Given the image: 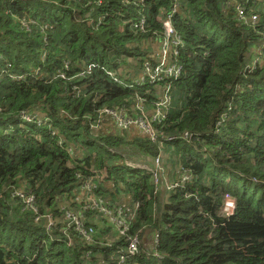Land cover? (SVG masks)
<instances>
[{
	"label": "trees",
	"instance_id": "trees-1",
	"mask_svg": "<svg viewBox=\"0 0 264 264\" xmlns=\"http://www.w3.org/2000/svg\"><path fill=\"white\" fill-rule=\"evenodd\" d=\"M168 14L181 70L155 140L91 130L103 110L133 120L158 108L165 85L140 79ZM128 145L179 173L166 199L161 180L120 163ZM93 200L125 212L138 243L123 264H264V0H0V264H119L126 242L98 206L83 210ZM66 210L90 242L63 233Z\"/></svg>",
	"mask_w": 264,
	"mask_h": 264
},
{
	"label": "built area",
	"instance_id": "built-area-1",
	"mask_svg": "<svg viewBox=\"0 0 264 264\" xmlns=\"http://www.w3.org/2000/svg\"><path fill=\"white\" fill-rule=\"evenodd\" d=\"M237 12L239 15H242L241 9H237ZM173 14H168L165 16V18L162 20V26L164 29V38L162 41H160L159 48H160V56L158 58V61L156 62V66L153 68V70L147 68V74L143 77H141V82H146L150 85H158L159 87L165 85V87L162 89V98L159 100V103L157 104L158 108H155L153 111V115L149 118V115H146L142 113V116L139 118H133L129 119L126 117L125 113L122 110L119 111H109V110H103L101 115L103 116H109L112 117L115 121V125L119 130H129L133 127L138 129L140 132H142L144 135L149 137L151 140H155L156 133L153 129L151 123L152 122H160L161 120L165 119L166 110L168 108L169 102H170V92L169 87L170 85L166 83L167 80L178 78V75L180 74V67L178 66L177 62H169L170 57H176L178 48L181 46V41L179 38L175 35V32L172 28L171 19ZM252 22L255 23V17H252ZM143 26V22L140 23V27ZM94 70L95 68H87L86 72L90 73L91 70ZM112 76V75H111ZM140 86V84H137ZM142 102V101H140ZM139 106V105H138ZM138 108V107H137ZM22 119L24 122H31L32 119L28 116H22ZM91 130L96 131L94 126L91 127ZM182 138L184 140H187L189 138L188 134L185 133ZM60 144L62 143L61 141ZM151 167H145L142 165H138V168H141L145 171H147L151 177L152 180L157 183V179L160 175V172L162 170V161L159 157H156L151 162ZM101 177L102 176H98ZM190 179V175L185 174L181 176L180 182H186ZM175 184H168L167 189H172L176 187ZM97 188V186L94 184L92 179H88L86 182H84L81 185V189L83 191L88 192V194L94 192V190ZM27 199L29 200V203L32 202V197L28 196ZM230 202V203H229ZM228 204H231V208L228 209ZM91 206H98L99 211L103 212L104 214L109 217L112 223L116 226L118 229V236L121 238H124L126 242V247L123 251L118 252L117 261L119 264H123L125 261H127L130 257H133L137 253V239L136 238H129L128 234L130 231V223L127 220V217L125 216V212L122 210H118L117 215L111 213V211L104 208L102 205V202L99 201H92L91 205L86 204V206L83 208L84 211H86ZM234 209V203L231 199V197L226 196L222 213L228 214L232 213ZM65 216L64 219L67 221L66 228L63 230V233H65L67 230L70 229V227H73L80 236H82L87 242H90L91 240V234L93 233L92 228H89L87 231L83 228V216L81 213H73L68 210L64 212ZM47 221V227H53V221L51 220L50 216H46ZM58 221V220H57ZM60 221V219H59ZM52 223V224H51ZM112 244L108 243L107 247H111Z\"/></svg>",
	"mask_w": 264,
	"mask_h": 264
},
{
	"label": "rangeland",
	"instance_id": "rangeland-1",
	"mask_svg": "<svg viewBox=\"0 0 264 264\" xmlns=\"http://www.w3.org/2000/svg\"><path fill=\"white\" fill-rule=\"evenodd\" d=\"M242 16V21L243 22H245V23H250V24H252L253 22H252V19L251 18H247L246 16H245V14H242L241 15ZM256 22H257V20H256ZM255 22V23H256ZM253 25V24H252ZM158 48V49H157ZM153 49H154V51H155V53L156 54H158V58H159V56H160V48H159V45H157L156 47H153ZM132 62V61H131ZM129 63V65H130V61L128 62ZM120 70L121 69H123L122 67H120L119 68ZM84 70V72L81 74V76H85L86 74H88L87 72H86V69H83ZM85 73V74H84ZM126 74V73H125ZM127 75V74H126ZM13 76V75H12ZM42 115V114H41ZM22 116H28L29 118H30V114H28V113H22L21 114V118H22ZM43 116V115H42ZM41 116V117H42ZM103 119H102V121L100 122V123H97V124H94V128H95V130L96 131H101V132H103V131H105V130H108V131H106L107 133L108 132H110V130H112V131H114V130H116V131H119V132H121V133H124V132H129V130H131V129H133V128H131V129H129V130H119L117 127H116V125H115V121H114V119L112 118V117H109V116H104V117H102ZM111 131V132H112ZM130 139H131V137H130ZM60 144V142H58V145ZM127 148L128 149H124V150H122L121 151V159H122V161H120V163H124L125 165H127V166H129L128 164H134L135 166H138V165H140L141 163H143V162H146V163H148V161H146L145 159H143V161H138L137 159H141L140 157H138V153L139 152H134L133 151V149L131 148V146H127ZM130 150H132L131 152H134L135 154H133V153H131L130 152ZM127 156H131V158H128ZM146 157H148V156H146ZM149 159V158H148ZM142 160V159H141ZM129 167H131V166H129ZM166 168H167V178H165V175H164V173H165V171H166ZM166 168H163L162 167V170H161V172H162V179L163 178H165L166 179V181L165 182H163V183H161V184H163V187H164V185H166V183L167 182H169V181H173L176 177H177V175H176V173L173 171V170H171L170 168H169V166L168 167H166ZM141 172L142 173H144V170H141ZM161 172H160V175H161ZM174 174H173V173ZM160 175H159V177H158V182L161 180L160 179ZM156 183V184H159V183ZM161 190V189H160ZM159 190V191H160ZM16 191H18V190H16ZM21 196H23V195H21ZM232 199V201H233V203H234V199L233 198H231ZM23 200V203L25 204V206L28 208V207H30V205H32L33 204V199H32V202L31 203H29V200L28 199H22ZM230 203V202H229ZM31 208V207H30ZM231 208V204H228V209H230ZM231 213H228V214H224L225 216H229ZM51 217V220L53 221V226H55V224L58 222L57 220L58 219H54L52 216H50ZM45 220H46V217H45ZM35 221L36 222H41V220H39V218L38 217H36L35 218ZM52 224V223H51ZM150 236V235H149ZM152 237V236H151Z\"/></svg>",
	"mask_w": 264,
	"mask_h": 264
},
{
	"label": "crops",
	"instance_id": "crops-1",
	"mask_svg": "<svg viewBox=\"0 0 264 264\" xmlns=\"http://www.w3.org/2000/svg\"><path fill=\"white\" fill-rule=\"evenodd\" d=\"M158 45V44H157ZM158 49V48H157ZM38 115H40V116H42L40 113H37ZM156 157H159L160 159H161V161H162V167L163 168H166V167H168L169 165H165L164 164V162H163V159H162V155L160 154V153H158L157 155H155V156H148V157H146V156H144V159L146 160V161H148V163H151L152 162V160L154 159V158H156ZM149 158V159H148ZM173 173V172H172ZM174 174V173H173ZM150 175V174H149ZM164 175H165V178H167V168H166V171H165V173H164ZM176 175H177V177L173 180V181H169V182H174V181H177L178 180V178H179V173H176ZM162 177V172H161V175H160V179H161V183H163V182H165L166 181V179L165 178H161ZM152 179V178H151ZM168 183V182H167ZM166 183V184H167ZM161 189V190H160ZM159 190H160V195L164 198V199H166L167 197H166V195H163V193L165 192V189L163 188V186H162V184H161V186L159 187ZM151 236L152 235H150L149 236V238H151ZM145 238H146V236H145Z\"/></svg>",
	"mask_w": 264,
	"mask_h": 264
},
{
	"label": "clouds",
	"instance_id": "clouds-1",
	"mask_svg": "<svg viewBox=\"0 0 264 264\" xmlns=\"http://www.w3.org/2000/svg\"><path fill=\"white\" fill-rule=\"evenodd\" d=\"M136 167H137V166H136ZM137 168H138V167H137ZM138 169H140V171L143 170V169H141V168H138Z\"/></svg>",
	"mask_w": 264,
	"mask_h": 264
}]
</instances>
